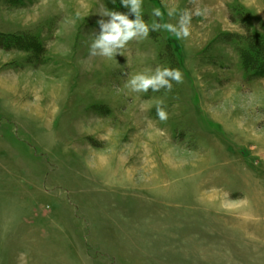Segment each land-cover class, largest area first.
Segmentation results:
<instances>
[{
	"label": "rangeland",
	"instance_id": "rangeland-1",
	"mask_svg": "<svg viewBox=\"0 0 264 264\" xmlns=\"http://www.w3.org/2000/svg\"><path fill=\"white\" fill-rule=\"evenodd\" d=\"M108 10L136 19L0 0V264H264V0H143L149 24L190 11V37L112 59L92 48ZM158 66L183 83L127 90Z\"/></svg>",
	"mask_w": 264,
	"mask_h": 264
},
{
	"label": "clouds",
	"instance_id": "clouds-1",
	"mask_svg": "<svg viewBox=\"0 0 264 264\" xmlns=\"http://www.w3.org/2000/svg\"><path fill=\"white\" fill-rule=\"evenodd\" d=\"M123 8H130L131 13L136 14V19H130V13H124L116 10H108L104 14L111 17V21L105 23L103 20L98 21L103 27V31L99 38L92 44V48H100L103 50V55L108 59L115 57L120 49H125L129 41L140 36L142 39L149 36L150 31H164L172 34L177 40L187 39L190 37L192 13L183 11L179 14V19L176 24L161 23L153 19L151 24L143 18V0H120ZM198 10L195 15L201 16L206 13ZM151 15L156 18H163L164 13L160 8H153ZM167 15L173 17L174 10H169ZM77 18L81 16L80 12L76 13ZM122 53V52H121ZM120 53V54H121ZM93 54H95L93 52ZM175 81L177 84L183 83V73L179 68L156 67L154 70L146 68L142 71L133 73L128 81L127 90L132 93H147L149 88L153 92H159L162 87L167 91H171ZM163 101H159L156 105V115L160 121H167L169 113L162 106Z\"/></svg>",
	"mask_w": 264,
	"mask_h": 264
},
{
	"label": "trees",
	"instance_id": "trees-1",
	"mask_svg": "<svg viewBox=\"0 0 264 264\" xmlns=\"http://www.w3.org/2000/svg\"><path fill=\"white\" fill-rule=\"evenodd\" d=\"M249 43H250V42H249ZM253 46H255V49L257 48V50H259V51H257V53H259L261 49L257 47L256 43H255V45H253ZM245 61L248 62V63H244V66H245V67H246V66L248 67L249 64H252L253 66H255V65L258 64V63H257V62H258L257 60H255V61L252 60V62H250V61L246 58ZM263 62H264V61H263ZM263 64H264V63H263ZM263 64H262V65H263ZM258 66H259V65H258ZM247 67H246V68H247ZM260 67H261V65H260Z\"/></svg>",
	"mask_w": 264,
	"mask_h": 264
}]
</instances>
